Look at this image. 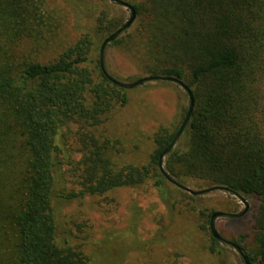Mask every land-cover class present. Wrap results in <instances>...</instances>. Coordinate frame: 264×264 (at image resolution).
Listing matches in <instances>:
<instances>
[{
    "label": "trees",
    "instance_id": "trees-1",
    "mask_svg": "<svg viewBox=\"0 0 264 264\" xmlns=\"http://www.w3.org/2000/svg\"><path fill=\"white\" fill-rule=\"evenodd\" d=\"M46 3L0 0V264H92L82 251L58 244L54 203L149 181L169 202L160 157L188 113L181 125L154 134L146 165L118 166L111 142H101L93 129L128 104V90L104 75L101 55L97 61L93 56L96 38L124 23L103 13L93 34L42 63L38 54L51 26ZM134 8L145 20L128 39L140 41L142 68L150 76L179 79L195 99L166 171L181 184L191 178L257 199L253 243L245 244L251 235L231 242L249 264H264V0H146ZM123 42L121 36L111 45ZM73 124L88 144L82 181L79 190H59L58 139ZM220 246L212 236L211 252L222 253Z\"/></svg>",
    "mask_w": 264,
    "mask_h": 264
},
{
    "label": "rangeland",
    "instance_id": "rangeland-1",
    "mask_svg": "<svg viewBox=\"0 0 264 264\" xmlns=\"http://www.w3.org/2000/svg\"><path fill=\"white\" fill-rule=\"evenodd\" d=\"M123 1L134 6L146 0ZM45 10L51 26L38 54L42 63L55 61L85 33L93 34L103 13L110 20L124 24L131 18L129 9L107 0H47ZM144 20V15L137 14L130 29L122 35L125 42L110 44L106 49V69L121 82L133 83L150 76L142 68L140 41L129 43L128 39L129 35L137 33ZM107 37L109 35L105 34L96 38L94 60L99 59ZM128 98V104L112 111L93 133L101 142H111V156L118 166H143L154 152V134L161 127L174 129L181 125L190 99L181 86L170 82H150L128 90ZM82 134L76 124L60 134L59 159L63 165L56 173L59 190L80 189V162L88 145L83 143ZM183 185L196 191L215 187L191 178ZM164 189L169 193V202L162 198L153 181L140 187L120 188L103 196L56 201L58 244L82 251L92 264H245L238 252L226 243H221L222 253L214 254L210 250L212 234L207 216L216 212H243L245 205L237 197L220 190L203 196L184 194L187 192L170 182ZM244 199L250 206L247 214L238 219L219 218L216 228L230 242L251 235L245 243L251 245L253 218L259 202L255 198ZM171 203H175L176 208H172ZM203 227H207L206 230Z\"/></svg>",
    "mask_w": 264,
    "mask_h": 264
},
{
    "label": "water",
    "instance_id": "water-1",
    "mask_svg": "<svg viewBox=\"0 0 264 264\" xmlns=\"http://www.w3.org/2000/svg\"><path fill=\"white\" fill-rule=\"evenodd\" d=\"M110 1L113 4H116L118 6H122L125 7L127 9H129L131 11V18L129 19V21H127L120 29H118L115 33H113L112 35H110L109 37L106 38V40L104 41L102 48H101V69L102 72L104 73V75L110 80L112 81L114 84H116L117 86L124 88L126 90H133L136 89L138 87H141L147 83L150 82H170V83H175L179 86L182 87L183 90L186 91V93L189 96L190 99V105H189V109H188V113L186 115V118L183 122V124L181 125L175 139L172 141L171 145L164 151L163 155L160 157V169L163 173V175L166 177V179L172 183L173 185H175L176 187L180 188L181 190L193 195V196H203L206 194H209L211 192L214 191H226L229 192L231 194H233L235 197H237L244 205H245V210L241 213L238 214H229V213H221V212H216L212 215L211 217V224H210V229H211V234L213 236L214 239H216L217 241H219L220 243H226L230 246H232L237 252L238 254L242 257L243 261L245 264H249L248 259L246 258L243 250L241 249L240 246L236 245L235 243H232L230 241H228L227 239H225L224 237H222L220 235V233L218 232L217 228H216V221L219 218H231V219H238V218H242L244 217L247 212L249 211V204L248 202L244 199V197H242L241 195L237 194V193H233L230 192L228 189L223 188V187H213V188H209V189H205V190H200V191H196L193 190L179 182H177L175 179H173L168 172L165 169V159L166 157L173 152V150L177 147L178 143L180 142L181 138L183 137L186 129L188 128L191 118H192V114L195 108V99H194V95L192 90L182 81H180L179 79L175 78V77H163V76H148L145 78H141L133 83H124L121 82L117 79H115L114 77H112L107 69H106V65H105V52L106 49L108 48V46L113 43L114 41H116L118 38H120L128 29H130V27L132 26V24L134 23V21L137 18V12L134 8L133 5L123 1V0H107Z\"/></svg>",
    "mask_w": 264,
    "mask_h": 264
}]
</instances>
